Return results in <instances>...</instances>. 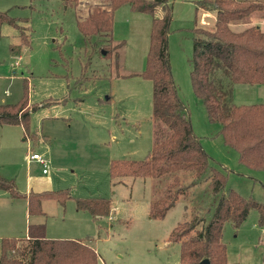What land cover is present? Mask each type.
I'll return each mask as SVG.
<instances>
[{"label":"rangeland","instance_id":"374dc122","mask_svg":"<svg viewBox=\"0 0 264 264\" xmlns=\"http://www.w3.org/2000/svg\"><path fill=\"white\" fill-rule=\"evenodd\" d=\"M197 1H170L168 49L174 83L211 162L228 173L226 191L234 189L264 204V170L240 164L238 152L225 144L220 125L209 121L193 91V29L212 28L216 14L198 10ZM96 5L108 3L0 0V11L20 25H1L0 105L21 102L27 91L31 112L27 128L0 122V175L13 179L24 195L66 190L71 196L65 205L45 197V214L33 216L26 197H12L0 189V243L4 237L26 236L30 223L45 222L48 236L85 239L99 253L98 264H179L180 243L170 240L173 229L194 215L209 221L208 208L213 209L217 197L209 180L202 181L182 195L164 218H153V177H111L112 160H142L153 147V83L141 75L152 16L125 4L114 12L112 35L85 36L78 21L85 22ZM156 15L163 16L161 8ZM262 15L252 14L232 28L253 26ZM213 77L230 103L264 102V83H234L223 67ZM35 152L47 158L46 172L39 161L29 158ZM194 180L190 176L185 182ZM87 197L110 199L112 212L94 217L78 210L77 200ZM260 219L259 211L252 209L238 227L226 223L224 241L232 260L264 264Z\"/></svg>","mask_w":264,"mask_h":264},{"label":"trees","instance_id":"16d2710c","mask_svg":"<svg viewBox=\"0 0 264 264\" xmlns=\"http://www.w3.org/2000/svg\"><path fill=\"white\" fill-rule=\"evenodd\" d=\"M62 1L75 5L82 0ZM94 1L108 3V6L96 5L85 22L78 21L85 36L112 35L114 12L125 4L152 16L147 60L141 75L153 83V147L142 160H112L111 177H153L156 180L150 206L153 218H164L189 189L209 180V188L217 197L213 209L208 208L209 221L204 216L194 215L173 229L170 240L180 243L179 264H204L205 259L208 264H240L228 258L224 227L226 223L238 227L252 209L259 211L260 220L264 222V204L234 189L226 191L228 173L211 162L201 137L194 132L170 67L171 0ZM197 4L198 10L216 14L212 28L199 25L193 29L190 73L193 91L202 100L209 121L220 125L225 144L238 152L240 164L264 170V102L230 103L227 93L213 77L214 72L223 67L234 83H264V30L258 24L242 30L232 28L233 24L240 25L251 19L252 14L263 13L264 17V1L200 0ZM158 8L162 9L163 16L156 15ZM17 21L8 12L0 11V36L4 22L20 27ZM27 108L26 91L21 102L0 105V122L22 123L27 128L31 115ZM190 176L195 180L186 183ZM0 189L8 191L12 197H26L31 215L44 213L42 200L45 197L58 199L63 204L71 197L66 190L30 191L24 195L13 179L1 175ZM77 208L89 211L94 217L112 212L111 200L102 197L80 198ZM0 250V264H98L100 259L97 250L85 239L47 237L45 223H30L26 237L2 238Z\"/></svg>","mask_w":264,"mask_h":264},{"label":"built area","instance_id":"2783aa9c","mask_svg":"<svg viewBox=\"0 0 264 264\" xmlns=\"http://www.w3.org/2000/svg\"><path fill=\"white\" fill-rule=\"evenodd\" d=\"M16 65H18V61L15 62V66ZM30 159L39 161L44 166V172H46V167L48 166V160L44 155L35 152L30 155Z\"/></svg>","mask_w":264,"mask_h":264},{"label":"crops","instance_id":"0c3cea01","mask_svg":"<svg viewBox=\"0 0 264 264\" xmlns=\"http://www.w3.org/2000/svg\"><path fill=\"white\" fill-rule=\"evenodd\" d=\"M257 19H259V21H261V22H258L257 24L261 27V28H264V26H263V23H264V17H261V16H259V17H257ZM31 155V154H30ZM30 155H29V158H30ZM64 205H65V203H64ZM78 209V208H77ZM79 210V209H78ZM44 211V210H43ZM89 212V211H88ZM90 213V212H89ZM43 214H45V211H44V213ZM43 214H40V215H43ZM33 216H35V215H33ZM36 224H40V223H45V222H35ZM45 225H46V223H45ZM28 229V228H27ZM28 233V232H27ZM27 236V235H26ZM26 236H24V237H26ZM46 236L47 237H50V238H65V237H51V236H48L47 234H46ZM18 238H21V237H18ZM70 238H72V239H76V238H78V237H70ZM228 248V247H227ZM228 258H229V260L230 261H232V262H238V261H235V260H232L231 259V257H230V253H229V250H228Z\"/></svg>","mask_w":264,"mask_h":264},{"label":"water","instance_id":"95a60500","mask_svg":"<svg viewBox=\"0 0 264 264\" xmlns=\"http://www.w3.org/2000/svg\"><path fill=\"white\" fill-rule=\"evenodd\" d=\"M103 54L106 55V51H104ZM203 263H204V264H208V259H205V260L203 261Z\"/></svg>","mask_w":264,"mask_h":264}]
</instances>
